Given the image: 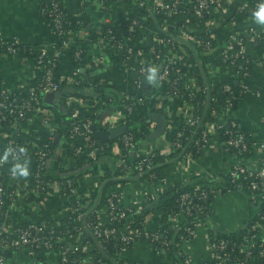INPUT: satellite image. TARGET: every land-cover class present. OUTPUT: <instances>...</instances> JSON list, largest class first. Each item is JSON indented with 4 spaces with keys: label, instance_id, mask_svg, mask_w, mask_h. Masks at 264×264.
<instances>
[{
    "label": "crops",
    "instance_id": "0c3cea01",
    "mask_svg": "<svg viewBox=\"0 0 264 264\" xmlns=\"http://www.w3.org/2000/svg\"><path fill=\"white\" fill-rule=\"evenodd\" d=\"M61 1L71 14L81 16L82 20L87 23V27H80L70 32V45L63 51L62 59L59 62L57 74L66 77L70 82H65L63 90L56 92L54 101L58 106L51 105L45 98L46 92H44V105L49 109L50 115L48 114L47 117L36 115L34 118L28 119L17 134L23 142L31 145L34 153L44 143H53L54 155L52 158L57 159L63 168L73 170L76 167L75 156L70 150L76 145L83 146L91 160L83 168V175L78 178L74 194H65L61 183L53 180L49 185L48 194L40 193L32 195L31 198L20 197L16 204L8 207L2 224V227L8 229L30 220L43 221L44 218L52 222H68L72 217L71 210L77 195L84 193L95 205L100 188L103 186L101 184L105 180L104 175L109 170L116 171L118 169L120 149L116 144V138L119 136L107 141L98 138V146H86V142L81 136L72 139L67 133L57 130L56 108L65 115L71 111H78L81 115L95 114V124L106 131L125 123L128 124L129 129L130 122L139 124L141 120L146 119L148 133L137 140L138 144L135 150H130L132 160L138 156L152 155L156 150L163 153L170 152L175 129L187 115L184 100L178 95L165 94L167 82L157 79L151 82L153 85H151L149 94L156 95L158 99L154 106H150L144 97L142 100L132 103V97L136 91L133 77L136 75L138 60L135 59L129 63L117 62L113 58L117 52L107 44V40L99 29L94 28V25L102 21L116 20L122 15L129 16L135 13L139 6L137 0H117L111 6L101 3L99 0H93L85 7L82 6L80 0ZM41 2L42 0H0V36H16L35 49H46L52 53L51 48L58 40V35L53 27L44 20L40 11ZM234 5L231 3L230 7L223 9L225 13L223 22L229 17L228 14L233 12ZM222 21L219 19L221 24L219 25L217 22L214 26L217 45L223 47L230 40L234 42L237 36L243 35L246 38L243 43L244 49L253 60L252 73L248 79L250 85L253 87L264 86V51L255 45L249 35L251 28L264 25L256 23L255 19L250 17L240 22L237 27L228 28L231 31L228 35L225 34V31L215 33V30L222 25ZM133 29L135 33L127 37V40L137 50L143 51V48L157 42L158 25L147 21L143 25H135ZM194 33L193 38H189V40L194 41L195 37L200 38L199 31L195 30ZM186 37L188 39L189 36L186 35ZM73 47H76V50L82 49L80 57L75 56V52L72 53ZM107 50L113 51L112 54L107 53ZM167 52L164 57H167ZM211 61L214 62L213 59ZM38 73V64L31 55L21 52L14 55H0V92L26 90ZM237 73V66H228L218 60L211 67L209 65L208 74L210 77L215 75L233 76ZM75 80L78 82L75 83ZM187 83L188 78L186 79ZM110 87L116 93H113V90L109 89ZM130 104L133 106L128 111ZM155 112L164 115L166 124L161 134L151 137V132L157 126V121L153 118ZM118 113L126 115L127 119H122L114 127H107L106 119L112 115H118ZM221 114L222 112L216 114V119ZM231 114L238 119L241 128L249 133L255 141L264 140V97H257L252 92H248L236 109L231 111ZM14 128L8 124L0 125V156L4 155L7 137L14 132ZM237 160V155L216 133L202 146L198 156L184 157L175 161L168 160L159 179L122 176L125 178H117L119 182L114 184L111 190L120 192L124 206H133L138 210L146 207L152 208L153 210L147 216L146 226L151 230L158 229L166 221V215L159 206L163 202V198L170 194L173 185L180 182L194 185L213 182L216 176L226 174ZM35 165L36 157L31 154L18 160L6 159L1 163L0 170L3 176L5 175L8 179L14 178L21 183H31ZM25 168L29 169L30 175L27 178L19 177L21 170ZM151 196H155V198L152 199ZM254 206L255 201L243 188L218 193L212 198L208 221L215 232L235 231L247 224ZM103 215L102 220L105 222L108 220L106 211ZM178 219L176 234L182 228L181 224L183 223L181 215ZM208 233V228L201 227L196 236L182 240L185 252L193 261L201 262L212 258L213 251L210 247ZM260 235L264 239V228L260 231ZM38 256L51 264H68L61 261L59 252L55 250H42L36 256L28 248L12 252L7 257L6 264H35L36 259H39ZM120 257L125 264H142L154 261L175 264L169 251H157L147 239L135 241L132 246L121 252Z\"/></svg>",
    "mask_w": 264,
    "mask_h": 264
},
{
    "label": "built area",
    "instance_id": "2783aa9c",
    "mask_svg": "<svg viewBox=\"0 0 264 264\" xmlns=\"http://www.w3.org/2000/svg\"><path fill=\"white\" fill-rule=\"evenodd\" d=\"M99 1L106 4L104 0ZM161 1L162 0H157L155 2H152L151 9L159 11L161 9ZM191 1H194V3L189 5V2ZM81 2L83 3V0ZM231 3L235 4L233 12L237 10H246L250 14V16L248 17L250 18L253 17V13L261 5H264V0H170L165 5H163V7L165 8V13L168 16L176 15L182 11H188L189 13H191V15L197 16H202L204 14L213 16L214 19L208 20L205 23V26L200 29L211 33V36L214 37V26L217 23V21H215V17L222 21L223 16H225L223 9L230 7ZM138 5H145V1H139ZM40 11L48 14L52 21L51 26L58 35V40L55 44L52 45V53L48 52L46 49H42V52L39 54V56L35 58V61L37 62L39 67V71H44L43 76L38 82V85H33L32 83L29 85V87L26 89L29 92V95L26 97H19L15 94L16 91L24 90H5L0 92V123H5L15 127L14 132L11 133L6 140L12 153V156L9 158L15 160L23 158L27 154L26 147H22L17 144V140L15 138V135L21 130L22 125L28 119L34 118L36 115L47 117L49 114V109L39 102L41 97L43 98L44 92L51 88H64V85H66L64 83L70 82L66 77L58 75L57 71L55 70V67L62 59L63 51L69 47L71 42L69 36L71 31L66 30L62 23L66 11L60 5L59 0H46V4L44 3V6L40 9ZM233 12L229 13L228 15L231 16ZM186 21H190L189 16L186 18ZM133 22L135 24L131 25L130 29H133L135 25H142L138 22L137 19H135ZM170 23L172 24V21L170 19L166 20V24ZM99 31L107 40V44L109 46H111L117 53L125 54L124 62L129 63L130 61H133L135 59L138 60L136 67L138 75L133 78V84L136 89L143 84V75L150 74L149 69L152 67H155L157 69L158 63L161 67V70L156 73V79L158 81H166L167 84L170 83L172 86H174V84L177 82L178 78H173V75L176 71H178L179 64L186 63V59L183 53L176 52L174 48L175 46L173 37L181 39L185 38L186 40L187 34L185 32H181L182 34L178 33L177 35H170L169 37L158 34L157 42L150 45L152 51L148 53L145 51L137 50L135 46L128 42L127 37L125 39L117 38L114 34L111 33V30H109L108 33H104L100 28ZM163 31L168 32L167 26L163 27ZM249 35L251 36V40L254 41V39L258 37L260 33L254 30V28H251L249 30ZM200 39L201 34L200 38L197 39L195 37L193 40L196 43H199ZM245 40L246 38H244L243 35H239L234 42L230 40L223 47H219L218 45L212 47L210 50L212 55L211 59H213L214 62L211 60V62L209 61L210 67L218 60L228 66L234 67H236L238 63H244V65L248 68V66L252 64L253 60L244 49L243 43ZM159 44L165 45V52L163 53V55H151L153 54L152 52L156 51V48ZM236 44L240 45V48L235 49L233 45ZM0 45L2 46V48L0 49V55H14L25 49L24 47L22 48V46H24L22 39L16 36H0ZM206 46H210V40H207ZM81 52L82 49H77L75 51V56L80 57ZM166 52L167 57H164ZM250 73L251 72L249 70L245 71L244 73L245 77L241 82L243 93L247 94L248 92H252L257 97H264V86L253 87L250 85V82L248 80ZM74 82L76 83L78 81L75 80ZM149 83L150 82H148V84ZM151 85H153V83ZM187 86L189 88L201 89V86L199 87L198 82L192 75H188ZM225 88L231 89V85L226 84ZM206 89L203 88V91H207ZM39 94H41L42 96H40ZM172 95L178 94L173 93ZM132 99V103H134L136 100H142L143 97L134 95ZM183 100L187 108V115L183 118L181 123H186V125L195 127L197 124H200L202 122L201 117L200 115L194 113L195 105L193 103L185 99ZM132 106V104L129 105L128 111L132 109ZM30 110L35 112L34 116H32L33 114H29L28 111ZM232 110L233 109L228 107L219 118L211 123H207L206 127L202 130L201 139L207 142L216 133L220 135L219 128L224 126V118H235L231 114ZM69 118L71 120L69 127V136L72 139L81 136L86 142V146L99 145V140L94 137V122L91 118H82L81 114H79L78 111H71L69 113ZM124 118L125 120L127 119L126 115L124 116V114L122 115L121 113H118V115H112V117L106 119L105 123L107 127H114ZM230 123L231 126H234L236 124V121L231 120ZM182 133V131H176L175 129V133L173 135L175 137L172 138L170 144L171 151H182L183 156L180 157V159H183L184 157H193L185 152L186 145L180 138ZM225 134L226 138L223 139L225 144L229 148L232 147L234 149L233 152L237 155L238 158L237 162H235L228 171L229 173H231V180L235 181L241 176H243L245 179L250 180L248 186L251 191L253 200L264 203V140L255 141L253 138L250 139L246 137L247 135L244 131L235 135L231 127L226 128ZM116 142L120 149L118 157V169L116 171H122L124 172V175H126L129 174L134 168L138 170L140 174H142L153 167V161L151 159L152 155L144 157L138 156L133 160L131 159L130 150H135L138 144L134 137L133 131L127 130L125 133L120 135L119 138H117ZM250 144H252V146H250ZM49 147L50 143H44L35 151L36 165L33 175V184L24 183V186L20 188H13L8 191L7 188L3 185V173L0 170V218L6 215V206L11 207L12 204H16L19 198L27 196V193L31 192L33 195H37L40 193H49V187H46L44 185L43 171L47 163L46 156L48 150L50 149ZM21 148L25 149V151H22ZM83 150V146H75V153H80ZM160 152L163 153L162 151ZM249 152L252 153L248 155ZM6 159L8 158H6L5 156H0V165ZM151 175L154 176L153 173ZM71 184V179H68L67 185L71 186ZM239 186H241L240 182L232 187L231 184L227 183L226 181L217 180L209 183L205 182L195 184L194 189H199L200 191H183L180 194L179 208L178 210L171 211L166 215V222L168 223V227L164 228L163 230L149 229L146 226L147 218H144L145 220L142 221V226H131L130 221H134L137 218H133L132 215H128L129 220L126 223L123 232H121L119 236V240L121 242V252L132 246V244L139 239H147L157 251H168L171 240L169 239V237L165 236V233L172 234L175 232L178 226L177 224L179 222V215H181L183 221H185L188 217H191V214L195 209L203 211V206L200 205V203H198L197 201L200 199H206L209 196L210 191H214L215 196L218 193L237 189V187ZM241 187L239 189H241ZM223 188H226V191H224ZM151 198L154 199L155 196H151ZM107 200L108 204L104 208V210L94 209L96 208L94 204L90 208V210H95L97 213L96 219L94 221L87 222V217L85 216L87 210L78 212L75 217H71L70 221H72L73 223L76 222L77 219H84V224L77 227L76 234L71 232L70 229H64L63 231H61V233H56V230L54 228H48L44 221L30 220L26 223H20L9 229L1 226L0 264H6L7 256L4 252V250L6 249L13 248L16 251L22 248H28L30 251H32V253H34V255L37 256L39 249L45 248L48 250H53L54 242L61 240L66 241L65 245H63L62 248L58 251H55L59 252L62 262L69 264V262L83 260L84 264H96V260L91 253V250L94 248H103L101 241L96 239V235H104L106 237H109L111 235L117 234L116 226L103 227V213L106 211L108 219H119L123 218L126 215L127 210H133V206L123 205L121 195L118 190H112L111 195L107 198ZM76 201L77 205L72 206L71 212L77 211L79 205H82L78 199H76ZM88 203L87 206H90L91 202ZM120 205L124 208L120 207ZM185 223L184 233H180V241L179 243H177L178 254L179 256L183 257V262L185 264H208V261H213L214 264H264V239L260 235V231L264 228V209L262 211H258V218L250 224V230L253 232L250 235H246L240 244L241 249L244 252L243 258H230L231 252L227 251L226 249L229 244L228 240L224 238H216L215 235H212V233H210L209 231L208 225L201 218H190V220L186 221ZM57 225H60V223L58 222ZM201 227L208 228L209 243L213 251V256L209 260L196 262L193 261L191 257L185 252L182 246V240H187L191 237L196 236L198 230ZM85 231L87 234L90 233L91 235H93L95 241L89 239ZM79 249L85 250L87 252L86 255L71 257V255ZM256 250L258 251L257 254H255ZM258 259L261 261L260 263L258 262ZM174 262L175 264H180L175 258ZM35 264L51 263L36 259ZM99 264L105 263L103 260H100Z\"/></svg>",
    "mask_w": 264,
    "mask_h": 264
},
{
    "label": "trees",
    "instance_id": "16d2710c",
    "mask_svg": "<svg viewBox=\"0 0 264 264\" xmlns=\"http://www.w3.org/2000/svg\"><path fill=\"white\" fill-rule=\"evenodd\" d=\"M82 1V0H80ZM93 0H83V7L89 5ZM107 5H112L115 1L117 0H104ZM128 1V0H124ZM131 1V0H130ZM138 2L141 0H137ZM145 5L138 6L137 11L135 13H132L129 16H120L118 19L114 20H107V21H102L98 23L97 25H94V28H98L104 32L108 33L109 30H111L112 34H114L117 38H126L132 35L134 32V29H130L131 25H134L135 23L133 22L135 19L138 20L139 23L142 25L144 22H152L155 25H158V30L159 34H162L166 37H169L170 35H177L178 33H183L185 32L189 38H193V34L195 30L199 31L201 34V39L199 43H196L195 41H191L189 39H181V38H175L174 39V48L176 52L183 53L185 56V64H179V69L176 71L173 75V78L177 77L178 80L172 86L170 83L167 84L166 86V91H164L165 94H173L176 93L178 94L181 98L188 100L189 102L193 103L195 105L194 113L197 115H200L201 117V123L197 124L195 127L186 125V123H181L178 125L176 128L177 130L182 131L181 139L185 143L186 148L185 152L193 157H196L200 154L202 150V146L206 143V141L202 140V130L206 127L207 123H211L216 120V114L219 112H224L228 107L231 109H236L237 105L239 102L242 100L244 97L245 93L242 91V85L241 82L244 79L245 71L249 70L252 73V64L248 66V68L244 65V63H238L237 64V69L238 73L233 76H220V75H215V76H209V61L211 60V48L217 45V40L215 37L211 36V33H208L206 31L201 30L203 26H205V23L208 20H213V16H210L209 14H204L202 16H197V15H191L188 11H182L176 15L168 16L165 12V8L163 5H165L167 2L170 0H162L161 1V9L159 11L157 10H152L151 5L152 1L151 0H144ZM60 5L65 9L66 14L64 15V18L62 20L63 26L66 30L68 31H73L75 29H78L80 27H87V23L84 22L81 18V16L73 15L71 14L66 7H64L63 3L61 0H59ZM44 3L46 4V0H42L41 2V8L44 6ZM194 3V1L189 2V5ZM48 6V4H47ZM44 20L52 25V21L50 17L48 16L47 13L41 12ZM190 17V21L187 22L186 18ZM218 16V15H217ZM250 16V14L246 10H237L233 12V14L229 17L226 18L224 22H222V25L215 30V33H222L226 32L225 34H229L231 31L230 27H237L240 22L244 21ZM170 19L172 21V24H166V20ZM215 21L218 22L220 25L221 22L219 23V19L215 17ZM167 26L168 32L163 31V27ZM191 26V27H190ZM218 26V25H217ZM100 27V28H99ZM190 30V31H189ZM194 30V31H192ZM257 32L260 33L258 37L254 39L255 45L258 48H261L264 51V26H256L254 28ZM207 40H210V48L206 46ZM22 48L24 47L21 51V53H24L26 55H31L34 59L39 56V54L42 52V50L35 49L28 43L23 41ZM126 47V46H125ZM235 49L240 48V45L236 44L233 45ZM2 46L0 45V49ZM76 47L72 48V53L75 52ZM143 51L145 52H150L151 47H145L143 48ZM109 54H112L111 50L106 51ZM124 52V51H123ZM165 52V45L159 44L156 48L155 52H152L153 56H156V54L159 56H162L163 53ZM125 54L124 53H117L113 55V58L117 62H124L125 61ZM158 60V59H157ZM58 65L55 67V70H58ZM161 70V67L159 63L157 64V72ZM156 72V73H157ZM44 71L40 70L38 75L32 80L33 85H38V82L40 81L41 77L43 76ZM250 73V74H251ZM138 75V71L136 70V77ZM150 74H145L143 75V84L138 87L135 91V95L142 96L146 98L150 106H154L155 103L158 101L156 98V95H149L147 93V84H148V77ZM188 75H192L196 81L198 82L199 87L201 86V89L197 88H189L186 84V79L188 78ZM133 77V78H134ZM65 84V83H64ZM230 84L231 89H226L225 85ZM207 87V89H206ZM203 88H205L207 91H203ZM113 90V88H109ZM113 93H116L115 90L112 91ZM15 94L17 96H28L29 92L27 90L24 91H16ZM42 96L41 94H39ZM115 99V98H114ZM113 100V98H112ZM111 100V101H112ZM40 104H45L43 101V98L41 97L40 99ZM55 109V108H54ZM56 111V128L59 132H64L67 133L68 135L70 134L69 132V127H70V118L69 114L65 115L63 112H61L58 108L55 109ZM215 111V112H214ZM29 114H33L32 116L35 115L34 111H28ZM218 112V113H216ZM67 116V117H66ZM82 118H91L95 124V114L92 115H81ZM235 120L236 124L231 126L230 121ZM224 126L219 128V133L223 139L226 138L225 130L227 127H231L233 129V133L235 135L243 132L244 130L241 128L239 125V121L237 118H231V117H226L224 118ZM4 125L5 123H0V125ZM129 129L134 132V137L136 141L140 138L145 136L148 133V128H147V123L146 119H143L136 123H129ZM245 132V131H244ZM246 137L252 138V136L246 132ZM94 137L98 139V137L94 134ZM175 137V136H173ZM15 138L17 140V144L20 146H25L27 149V154L28 155H35L33 149L31 148V145L28 143H25L22 141V138L19 137L18 134L15 135ZM119 138V137H118ZM117 139V138H116ZM200 139V141H199ZM252 146V144H250ZM5 152L4 155L6 158H9L12 156L11 149L6 141L5 144ZM50 149L48 150L46 159L47 163L46 166L44 167V185L46 187H49L50 183L53 180H57L61 183L62 190L65 194H74L75 187L78 181V178L83 175V168H85L86 164H89L90 158L88 157L89 155L87 154V151L84 150L80 153H75V146L71 148V153H73V156H75L76 159V167L73 170H69L66 168H63L59 165L57 159H53L52 156L54 155V145L53 143L50 144ZM230 149L233 151L234 149L230 147ZM182 151L178 150H173L168 153H161L159 150L154 151V153L151 156V159L153 161V167L149 169L148 171L140 174L138 170L134 169L129 173L124 175V172L122 171H108L104 175L105 180L101 184L102 186V192L100 196V200L98 204L96 205V208L94 209H101L104 210V208L107 206V198L111 195V187L119 182L117 179L118 177L122 176H136L142 179H151V180H157L161 177L162 171L164 169V165L167 163L168 160L176 158ZM252 152H249L248 155H250ZM25 156V157H26ZM183 154L181 155V157ZM52 158V159H51ZM180 159V158H179ZM135 163V162H134ZM79 170V171H78ZM83 170V171H82ZM154 174L152 176L151 174ZM121 174V175H120ZM116 178V179H115ZM71 179V186L67 185V180ZM231 173L227 172L224 175L216 176L215 180L217 181H226L227 183L231 184L232 187H234L237 183H241V186L237 187L239 189L240 187L243 188L247 193L250 195V198L253 199L251 195V191L249 189V181L248 179H245L243 176L239 177L237 180L232 181L231 180ZM209 180V178H207ZM123 181V180H122ZM3 185L7 188V190H11L13 188H20L24 186V183L19 182L18 179H8L5 177V175L2 178ZM32 184L34 183V178L32 179ZM205 183V182H203ZM30 187V186H27ZM224 191H226V188H223ZM183 191H200L199 189L196 190L194 189V184L190 183H185V182H180L171 187V192L167 196L163 198V202L160 204V209L163 210L164 215H167L171 211L178 210L179 208V197L180 194ZM27 198L32 197V193H27ZM96 194V193H95ZM215 192L210 191L209 196L206 199H200L197 202L200 203V205L203 206V211L200 210H194L193 213L191 214V217H188L183 223L181 224L182 228H180V231L178 234L175 232L172 234L165 233L166 237H169L171 240L170 246L168 248L169 253L175 258L180 264H185L183 262V257L179 256L178 250H177V243L180 241V234L179 233H184V226L185 222L190 220V218H201L209 227L210 233L212 235H215L216 238H224L228 240L229 244L227 246V251L231 252L230 258H243L244 257V252L241 249V242L245 238L246 235H250L253 231L250 230V224L254 222L258 218V211H262L264 209V203L255 201V206L254 210L252 211V215L250 216V219L248 220L247 224L239 228L238 230L235 231H214L213 228L210 226L209 223V214H210V209H211V201L212 198L214 197ZM96 196V195H95ZM98 198V197H97ZM77 199L81 202L82 205H79V208H77V211L72 212V216L75 217L78 212L85 211V216L87 217L86 220L87 222L89 221H94L96 219V211L95 210H90L92 207V203L90 206H87L88 202H92L90 198L87 197V195L83 194H78ZM77 205V201H74L73 206ZM120 207H123L120 205ZM7 206L5 211L7 212ZM87 208V209H86ZM124 208V207H123ZM153 209L150 207L143 208L141 210H138L136 207H133L132 211L127 210L126 215L123 218L119 219H108L107 221L103 222V227H110V226H116L117 228V234L111 235L109 237H106L104 235H96V239L100 240L103 248L102 249H92L91 253L93 254L96 264L100 263V260H103L105 264H125L120 257L121 254V249H120V240L119 236L120 233L123 232V229L126 226L127 221L129 220V216L132 215L134 218H137L134 221H130L131 226H142V221H144V218H147V216L151 213ZM129 215V216H128ZM128 216V217H127ZM5 215L0 218V227L2 226ZM44 223L47 225L48 228L52 229L54 228L56 230V233H61L64 229H70L71 232L74 234L77 233V227L82 226L84 224V219H77L76 222L68 221V222H59L60 225H57L58 222H52L49 219L44 218ZM26 223V222H24ZM23 224V223H21ZM168 227V223L164 221L158 229L163 230L164 228ZM86 233V231H85ZM87 234V233H86ZM87 237L91 239L92 241H95V238L93 235L90 233L87 234ZM165 238V237H163ZM66 241L61 240V241H55L54 242V249L53 250H59L62 248L63 245H65ZM1 250V249H0ZM42 250H48L45 248L39 249L38 253L41 252ZM15 250L13 248H9L4 250L6 256L8 257L12 252ZM85 250L79 249L76 251L74 254L71 255L73 256H85L86 255ZM258 251H255V254H257ZM40 261L47 262L44 260L41 256H38ZM258 262L260 263L261 261L258 259ZM69 264H84L83 260L82 261H76V262H69ZM142 264H160L158 262H149V263H142ZM208 264H214L213 261H208Z\"/></svg>",
    "mask_w": 264,
    "mask_h": 264
},
{
    "label": "water",
    "instance_id": "95a60500",
    "mask_svg": "<svg viewBox=\"0 0 264 264\" xmlns=\"http://www.w3.org/2000/svg\"><path fill=\"white\" fill-rule=\"evenodd\" d=\"M151 82L148 84V94H150L151 92ZM63 90V88L59 87V88H51L48 89L45 93V98H47V101L53 105V106H58L57 102L54 101V97L57 91H61ZM153 118L157 121V126L156 128L151 132L150 136L151 137H156L159 134L162 133V131L164 130V125L166 124V118L164 117V115H162V113L159 112H155L153 113ZM94 129H95V135L103 140V141H107L110 139H115L116 137L122 135L123 133H125L128 129V124L125 123L115 129H111V130H104L102 128L97 127L96 124L93 125ZM183 154V152H181L176 158L171 159V161H175L177 159H179L181 157V155ZM168 162V161H167ZM118 178H125V177H118ZM101 192H102V188H100L99 191V195L97 198V202L95 204V206L98 204L99 200H100V196H101ZM89 205V203H88Z\"/></svg>",
    "mask_w": 264,
    "mask_h": 264
},
{
    "label": "clouds",
    "instance_id": "9594fccd",
    "mask_svg": "<svg viewBox=\"0 0 264 264\" xmlns=\"http://www.w3.org/2000/svg\"><path fill=\"white\" fill-rule=\"evenodd\" d=\"M253 17L255 19V22L264 25V5H261L254 13ZM150 70V75L148 77V81L152 82L156 79V72L157 69L155 67H152L149 69ZM22 151H25V149L21 148ZM30 175V171L28 168L22 169L20 172L19 177L27 178ZM14 177H17L13 175Z\"/></svg>",
    "mask_w": 264,
    "mask_h": 264
}]
</instances>
